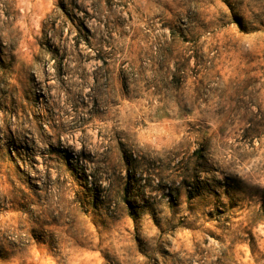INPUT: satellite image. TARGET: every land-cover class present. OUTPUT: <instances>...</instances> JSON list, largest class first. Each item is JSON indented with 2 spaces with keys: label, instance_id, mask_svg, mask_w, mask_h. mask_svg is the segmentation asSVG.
I'll return each mask as SVG.
<instances>
[{
  "label": "clouds",
  "instance_id": "1",
  "mask_svg": "<svg viewBox=\"0 0 264 264\" xmlns=\"http://www.w3.org/2000/svg\"><path fill=\"white\" fill-rule=\"evenodd\" d=\"M0 264H264V0H0Z\"/></svg>",
  "mask_w": 264,
  "mask_h": 264
}]
</instances>
